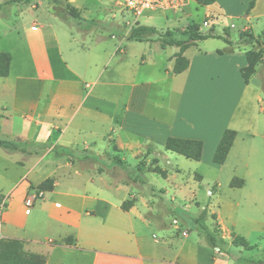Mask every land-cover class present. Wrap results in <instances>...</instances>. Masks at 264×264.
I'll list each match as a JSON object with an SVG mask.
<instances>
[{
    "label": "crops",
    "instance_id": "0c3cea01",
    "mask_svg": "<svg viewBox=\"0 0 264 264\" xmlns=\"http://www.w3.org/2000/svg\"><path fill=\"white\" fill-rule=\"evenodd\" d=\"M66 1L87 19L89 6L108 10L112 0ZM238 1L241 13L245 12L250 0ZM217 2L218 10L212 9ZM42 3V0L27 2L33 12L38 10L35 20L39 24L34 22L23 31L27 58L6 51L10 55L9 71L0 82V105L5 110L0 118V132L6 131L8 139L20 137V150L16 152L24 153L16 160L24 173L14 182L9 194L0 198V203L5 199L6 206L0 215V239L23 240L25 250L42 257L43 264H229L228 257L216 253L213 249L217 246L211 248L199 233L193 236L189 230H182L176 235L167 233L160 237L150 231L151 221L144 216L148 204L143 198L140 202L137 193L127 194L134 204L125 211L121 204L127 199L115 200L110 192L88 186L101 179V156L112 151V145L118 149L115 153H121L123 144H131L129 147L133 146L139 153L148 148L147 144L138 142L140 139L161 142L163 146L169 136L199 139L203 142L201 160L210 140L212 160L226 128L234 129L236 137L224 163L213 164L218 168L231 167L232 178H244L238 169L249 168L257 148H264V133L256 121L245 114H236L238 107L223 116L208 109L211 113L203 120L186 114L183 102L186 96L195 94L190 89L202 77L210 83H220L223 79L235 82L242 98L246 95L264 102L263 92L251 87V81L245 83L241 75L240 69L247 64L245 54L237 50L220 53V46L207 51L196 43L183 52L189 60L185 71L174 74L172 69L166 70V76L147 73L137 81V68L141 64H155L156 55L160 56L150 49V44L146 52L143 49L139 53L140 60H132L127 56V45H123L130 28L119 37L118 44H111L104 37L98 38L100 34L59 18L49 10L50 4L41 9ZM19 4L23 2L12 4L13 11L21 9ZM194 4V8L189 5L184 16L190 21L198 8L203 9L202 19L214 16L211 19L216 21V16L222 19L227 15L222 0L210 4L195 0ZM6 8H11V4ZM244 17L264 18V0H256ZM156 44L161 50L167 48H161L158 41ZM20 47L13 46L15 50ZM192 47L196 50L188 55ZM176 49L170 53L163 51L172 67L174 55L179 51ZM208 55L225 65V72L216 67L211 70L206 62ZM261 66L264 68V64ZM175 77H182L176 88ZM166 81L167 89L160 90ZM175 90L178 105L172 117L160 118L159 111L155 115L145 111L148 103L159 110L160 96H171ZM200 127L205 129L202 131ZM39 145L46 147L45 150L42 154L35 151L33 156L29 147ZM149 148V156L158 154ZM46 178L53 179L52 190L48 191L50 201L35 200L26 213L25 200L34 195L31 191H36L31 185L36 187ZM243 178H240L241 187L245 184ZM212 214L216 221V214ZM96 218H101L100 224L94 222ZM214 224L219 237L224 239L223 229L217 221ZM69 236L74 238V244L63 242Z\"/></svg>",
    "mask_w": 264,
    "mask_h": 264
},
{
    "label": "rangeland",
    "instance_id": "374dc122",
    "mask_svg": "<svg viewBox=\"0 0 264 264\" xmlns=\"http://www.w3.org/2000/svg\"><path fill=\"white\" fill-rule=\"evenodd\" d=\"M194 1H190V7L192 8L195 7ZM222 1L225 3L224 9L227 8L229 13L225 12L227 15L222 19L216 16V21L211 19L214 16L202 19L203 9L198 8L196 13L191 16L195 22L186 17H183L180 21H168L164 15L151 13L144 15L140 22L157 28H175L180 31L192 23H198L203 33L211 32L215 35V37L208 38L206 41L201 40L194 43L201 45L207 51L215 46L221 47L218 51L237 50L243 53L247 50L257 51L258 48L251 43L240 39L239 33L246 30L252 32L254 36L259 34L264 29V18L251 17L246 19L244 17L246 12L241 13L238 0ZM34 2H37V0H31V3ZM42 2L39 5L41 9H44L47 4H50V7L52 5L51 0H42ZM124 3L125 0H112L108 10H98L95 6H89L90 11L85 14L90 17L82 22L69 21L82 30L100 34L101 37L98 38L104 37L107 42L118 44L119 37L130 28L131 24H128L127 21L133 19L125 9ZM10 4L11 8L6 10L7 5ZM12 4L15 3H6V0H0V52L12 50L16 57H26L28 54L24 44L23 31L25 27L34 22L39 24V21L35 20V16L39 15L38 10L33 12L30 4L23 3L19 4L21 9L13 11L15 6ZM218 4L217 2L211 8L218 10ZM111 36L117 37L111 38ZM179 37L185 38L181 35ZM151 38L146 40V42L149 41L148 43L138 41L127 43L130 42L128 39L123 41V45H127V56L132 60L136 58L140 60L139 53L143 52V49L146 52L149 44L150 49L154 50L155 53H160L159 57L156 55L155 64L150 66L141 64L137 68V81L147 73L157 75L159 72L161 76H166V70L171 71L172 69V62H169L164 56L163 51L170 53L172 50L176 51V47H167L165 50H161L157 47L156 37L152 36ZM17 44L21 47L15 50L13 46ZM195 50L196 48L192 47L188 55H191ZM261 52V58L257 62L255 72L249 81H251V87H255L264 94V68L260 67V64H264V48ZM206 62L211 70L216 67L218 69L222 68L221 70L225 72V65L221 64L215 56L208 55ZM171 75L173 74L171 73ZM180 79L182 77L174 78L175 88ZM167 84H169L167 81L161 84L160 90L167 89ZM190 90L196 92L189 95V98L186 96L183 102V107H185L183 109L186 110V114L189 113L191 116L194 114L204 120L208 112L211 113L208 109H212L214 114L220 112L223 116V114H229L238 107L236 114H245L252 121H256V126L262 129L264 133V102L249 98L246 95L242 98L241 89L235 82L223 79L220 83H210L206 80V77H202L199 79L197 86L194 85ZM177 100V90H175L171 96H160L161 107L159 110L148 103L145 111L154 115L159 111L160 118L172 117L178 105ZM4 111L0 105V118ZM203 120H201L202 123H204ZM200 129H205V127H200ZM0 138L14 140L8 139L6 131L0 132ZM17 138L20 137H16L14 141L19 142L21 138L19 141ZM138 142L142 145L147 144L158 154L152 153L149 156L146 153L147 148L143 152L136 153V148L129 147L131 144H123L121 153H115L114 150L118 151V149L115 145H112V151L104 152L101 156L102 164L99 169L102 171L101 179L93 186L88 187L108 191L115 200L129 199L127 196L129 192L137 193L140 202L143 198L148 204L149 208L145 210L144 216L151 221L150 231L152 230L160 237L167 233L176 235L177 231L189 230L191 235L201 234L205 238V232L199 224L194 222V219L202 211V208H206L209 212L205 220L206 227L210 231H215L216 226L214 223L217 221L223 229V234L226 235L224 239H221L218 232H215L217 250L214 248L215 246L210 245V247L214 248L213 250H216V253L219 251L220 255L228 257L229 264H264V148H257L249 168L241 167L238 169V174L245 176L244 178L239 176L244 179L245 184L243 187L237 188L228 185L232 178V175H230L231 167L224 165L222 168H218L213 164L210 157V140L202 159L199 161L187 159L182 155L165 150L161 142L148 141V143L145 139H140ZM19 143L21 144V142ZM29 148L33 150L32 154L35 156V151L42 154L46 147L39 145L36 147L30 146ZM23 156V152H9L0 147V198H5L9 194L14 182L24 173V168L16 163V160H20ZM157 161L161 169L166 171L167 177L154 172L153 167L158 166ZM142 162L143 170H140L139 165ZM196 174H200L202 178ZM17 190L19 193L20 187ZM32 192L36 193V191H31V195ZM43 198L47 202L50 201V193L44 192ZM29 208L31 206L26 207V210L29 211ZM211 213L216 214V221L210 216ZM22 216L25 215L22 214ZM94 222L100 224L101 218H96ZM233 235L244 237L248 245L253 248L246 249L243 246L233 245L231 242Z\"/></svg>",
    "mask_w": 264,
    "mask_h": 264
},
{
    "label": "trees",
    "instance_id": "16d2710c",
    "mask_svg": "<svg viewBox=\"0 0 264 264\" xmlns=\"http://www.w3.org/2000/svg\"><path fill=\"white\" fill-rule=\"evenodd\" d=\"M30 0H6V3H27ZM256 0H250L248 2L245 12L254 7ZM199 4H210L213 0H197ZM50 11L65 21L73 20L76 22H82L85 20L80 14L73 8L66 0H51ZM79 24V23H78ZM185 38H180L179 36ZM155 36L161 48L168 46H175L179 51L174 55V63L172 72L179 74L188 68L189 60L183 55V52L197 41L206 40L208 38L215 37L211 32L203 33L198 23H192L183 30L175 28H166L164 30L158 29L155 26L145 24H135L128 32L127 39L130 41H146L152 39ZM240 39H244L245 42L251 43L258 48L255 50H247L244 52L247 64L240 69L241 75L245 83L249 82V79L255 72V66L261 58V50L264 48V29L257 35H253L252 32L243 30L239 33ZM222 53L223 51H219ZM10 64V55L6 52H0V77L8 75ZM236 137V131L231 128H226L214 150L212 155V162L215 164H223L226 160L228 152ZM19 142L14 140H5L0 138V147H3L9 152L19 151ZM165 150L177 153L184 156L187 159L200 160L203 149V142L199 139L181 138V137H167L164 143ZM151 149L148 147L146 153L149 154ZM143 162L139 165V169L143 170ZM155 173H159L163 177H166V171L161 167L155 165L153 167ZM243 180L240 178H232L229 182L230 187H241ZM53 179L46 178L38 186L31 187L38 191L48 192L52 190ZM134 204V199H127L121 204L122 210H129ZM215 218V215H211ZM207 218V209L203 208L199 215L194 219V222L205 232V238L209 245L215 246V232H218V228L215 227V231H210L206 225L205 220ZM66 244H74L75 240L69 236L63 240ZM231 242L235 246H243L246 249L253 248L248 245L244 237L239 235H233ZM0 264H43V258L31 253L24 248L23 240L17 238H1L0 239Z\"/></svg>",
    "mask_w": 264,
    "mask_h": 264
},
{
    "label": "built area",
    "instance_id": "2783aa9c",
    "mask_svg": "<svg viewBox=\"0 0 264 264\" xmlns=\"http://www.w3.org/2000/svg\"><path fill=\"white\" fill-rule=\"evenodd\" d=\"M191 0H125L123 4L125 9L133 17L131 28L135 24L140 23V18L147 13L164 15L168 21H180L189 11ZM44 197V191L36 192L31 198L25 200L26 207H30L37 199ZM5 208V199L0 203V212ZM28 212V210H26ZM217 250V249H216Z\"/></svg>",
    "mask_w": 264,
    "mask_h": 264
},
{
    "label": "water",
    "instance_id": "95a60500",
    "mask_svg": "<svg viewBox=\"0 0 264 264\" xmlns=\"http://www.w3.org/2000/svg\"><path fill=\"white\" fill-rule=\"evenodd\" d=\"M17 140L19 141V140H20V138H17Z\"/></svg>",
    "mask_w": 264,
    "mask_h": 264
}]
</instances>
